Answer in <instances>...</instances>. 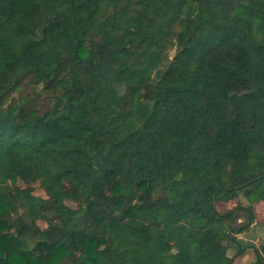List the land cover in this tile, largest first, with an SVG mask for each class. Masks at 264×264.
Here are the masks:
<instances>
[{
  "label": "trees",
  "instance_id": "16d2710c",
  "mask_svg": "<svg viewBox=\"0 0 264 264\" xmlns=\"http://www.w3.org/2000/svg\"><path fill=\"white\" fill-rule=\"evenodd\" d=\"M259 201L264 0H0V264H264Z\"/></svg>",
  "mask_w": 264,
  "mask_h": 264
},
{
  "label": "rangeland",
  "instance_id": "374dc122",
  "mask_svg": "<svg viewBox=\"0 0 264 264\" xmlns=\"http://www.w3.org/2000/svg\"><path fill=\"white\" fill-rule=\"evenodd\" d=\"M175 51L176 49L172 48L170 49L169 54L172 55L175 53ZM17 183L19 186H25V184L21 180H18ZM33 187L34 194L45 196V192L43 188L40 187L38 182L34 183ZM239 202H244V200L242 198H235L229 201L218 202L217 207L220 210H227L233 207L234 205L238 204ZM253 210L256 219L255 223L252 225L249 231L239 234V236L248 241L258 242L259 239L264 240V203L262 201L255 203L253 206ZM39 225L42 226L43 222L39 221ZM253 260L254 253L251 249H249L244 255L237 257L232 264H252Z\"/></svg>",
  "mask_w": 264,
  "mask_h": 264
},
{
  "label": "water",
  "instance_id": "95a60500",
  "mask_svg": "<svg viewBox=\"0 0 264 264\" xmlns=\"http://www.w3.org/2000/svg\"><path fill=\"white\" fill-rule=\"evenodd\" d=\"M178 54V53H177ZM259 243H262L264 245V240H258Z\"/></svg>",
  "mask_w": 264,
  "mask_h": 264
}]
</instances>
